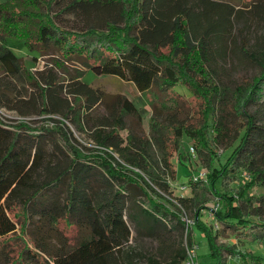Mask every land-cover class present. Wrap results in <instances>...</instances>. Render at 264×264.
<instances>
[{"label": "trees", "instance_id": "trees-1", "mask_svg": "<svg viewBox=\"0 0 264 264\" xmlns=\"http://www.w3.org/2000/svg\"><path fill=\"white\" fill-rule=\"evenodd\" d=\"M239 13L235 5L220 0L0 2V69L4 71L0 105L22 115L55 114L61 111L59 105H69L62 96L67 88L88 108L101 100L102 90L79 78L69 85H63L66 77L52 73L39 78L8 45L9 36L23 38L30 50L48 53L54 48L60 67L78 58L95 73L130 80L142 92L152 91L155 85L164 90L187 87L202 100L201 120H172L165 126L172 136L162 146L164 170L177 179L175 159L188 158L181 152L188 137L209 170L207 182L221 198L222 208L214 212L215 217L242 242L264 243V191L253 193L255 187H264V34L258 48L244 42L242 51L259 73L238 83L230 99L213 67L216 54L225 51L226 32ZM65 14L74 15L82 25L67 28L61 17ZM23 80L42 90L39 97L25 96L19 84ZM123 102V113L113 116L114 126L107 129L111 122L101 123L90 134L97 144L90 152L74 142L65 120L50 117L53 126L39 127L20 121L12 128L0 118V236L20 230L27 234L31 223L36 228H55L63 243L55 251L45 237L32 235L36 247L50 256L48 264H163L156 255L127 249L132 235L127 215L144 228L170 225L179 232L180 243L172 247L167 264L182 263L186 231L192 242L194 227L208 242V260L203 264H229V259L236 264H264L263 254L237 242H219L225 229L215 230L204 222L205 206L196 195L173 196L170 183L153 170L149 140L121 132L124 113L136 112L129 98ZM167 102L176 105L174 99ZM154 127L155 137L163 142L159 125ZM220 144L233 149L217 166ZM235 181L243 183L231 187ZM132 184L138 185L141 199L131 196V191L127 194ZM190 214L192 227L184 219ZM62 218L88 230L78 245L58 229ZM6 246L4 242L0 249L14 250ZM10 255L4 264H34L35 260L42 264L28 243Z\"/></svg>", "mask_w": 264, "mask_h": 264}, {"label": "rangeland", "instance_id": "rangeland-1", "mask_svg": "<svg viewBox=\"0 0 264 264\" xmlns=\"http://www.w3.org/2000/svg\"><path fill=\"white\" fill-rule=\"evenodd\" d=\"M6 0H0L3 2ZM229 2L239 8L240 13L235 19V24L226 33L225 38V51L217 53V59L215 60L213 67L216 72L218 82L226 87V96L230 99L231 92L234 87L243 81V79H251L254 75L259 73V67H257L242 51L243 44L252 49L260 47L263 42L264 34V0H256L251 4L250 0H220ZM64 18L63 25L67 28H79L82 25L81 20L75 18L74 15L65 14L61 16ZM61 24V23H60ZM8 45L14 50V52L22 57L27 67L31 69L39 78L45 77L46 74L52 73L57 76L66 77L63 85H69L76 78L81 79L84 82L92 84L94 87L100 88L101 100L94 106L88 108L85 106L84 101H77L75 94H72L67 88L62 96L68 101L69 105H59L61 111L55 114H30L22 115L16 110H11L0 105V118L5 124L9 126H15L20 121H25L31 124L33 127L43 126L50 124L53 126L52 121L49 122L50 117L65 120L66 125L74 134V142L87 152L93 151L97 144L91 137L93 130L100 126L101 123L107 124L111 122V125L106 126L110 129L114 126L113 116L116 113H123L124 98H129L135 108V113H124L123 127L121 132L125 136L135 135L139 137H145L149 140L148 153L150 161L153 165V170L156 174L163 178H166L170 183L173 196L182 197L194 195L197 196L199 203L205 208L202 211V219L208 225L212 226L215 230L225 229V232L219 236V242H237L242 248L253 250L256 253L264 255V243L249 242L238 238L233 229L227 226L222 221L215 217L214 210H220L222 208L221 198L217 196L212 187H210L207 181H199L203 183L200 186H196L192 179V175L198 171L208 172V168L203 164L201 158L197 154L196 150L192 149L193 143L185 137L183 147L181 148L182 154L188 155V158L176 157L175 162L178 167L177 179L171 178L167 174L162 165L163 157V143H167V140L172 136V132L165 126L169 125L172 120L177 121H191L201 120L202 100L197 98L187 87L183 85H177L171 90L161 89L158 85L152 88V91L142 92L138 87L130 80L123 79L115 76L100 75L91 70L82 60L75 58L60 67L55 63L57 57V51L53 48L48 53H43L37 50H30L25 43V40L16 36L7 37ZM4 76V71L0 69V77ZM43 86L46 83L42 81ZM23 86L25 96H31L36 94L39 97V93L42 90L35 88L28 81L23 80L19 82ZM168 98V99H166ZM176 100V105H170L168 100ZM162 102L166 105L162 106ZM72 105L74 110L69 111V106ZM67 114V115H66ZM49 122V123H47ZM155 124L159 125V134L164 137V141H159L155 137ZM157 127V126H156ZM219 152V160L216 161L217 166L219 162H224L225 159L231 154L233 148H226L224 144L217 146ZM118 157V154H115ZM242 174L247 176L246 171H242ZM249 180V179H248ZM241 182H232L231 187H238ZM219 190L223 191L219 184ZM64 192V190H62ZM131 196L138 195L139 188L137 184L129 185L128 192ZM264 191V187L257 186L253 189L254 194H260ZM65 193V192H64ZM233 194V193H232ZM143 196L138 195L141 199ZM177 202L176 200H173ZM173 209L175 205L171 202L168 203ZM20 215L21 211L17 210ZM15 217V212L11 214ZM192 215L188 217L190 219L189 227L194 226ZM21 222L24 217L19 218ZM126 219L131 227V239L128 243L129 247L138 252H144L147 254H153L159 257L163 264H167L169 254L172 247H177L180 243V234L177 231L171 229L168 225L165 228L163 225L156 228H144L138 226L126 215ZM58 229L70 238V243L78 245V243L84 239L88 230L84 228H77L75 224L69 223L66 218L60 219L57 223ZM27 234H22L21 230L16 234L7 235L5 237L0 236V244L4 242L7 246L14 248L7 249L8 251H2L0 249V264L7 262L10 254H15V251L19 250L25 243H28L29 248L34 250L35 254H38V259L42 264H48L46 259H50L48 254L43 253L38 247H36V240L32 235L41 236L46 238V242L50 249L54 251L62 246V240L60 233L55 228H36L32 223L28 225ZM194 238L199 244V258L201 264L208 260L209 247L207 239L200 230L193 228ZM127 245V246H128ZM6 246V247H7ZM18 253L14 258H18ZM11 256V255H10ZM33 261V260H32ZM20 263L22 261H19ZM34 264H40L37 260L33 261ZM7 264H13L9 262ZM54 264V262H51ZM229 264H236L232 259H229Z\"/></svg>", "mask_w": 264, "mask_h": 264}, {"label": "built area", "instance_id": "built-area-1", "mask_svg": "<svg viewBox=\"0 0 264 264\" xmlns=\"http://www.w3.org/2000/svg\"><path fill=\"white\" fill-rule=\"evenodd\" d=\"M192 149L195 151V148L193 146ZM207 176H208V172L205 171H198L192 175L194 182L207 181L208 180ZM215 211L216 210H214L213 212ZM184 219L186 220L189 227L191 222L190 219L187 216L184 217ZM188 229L189 228H187V230ZM184 246L186 248V257L184 258L181 264H201L199 258L200 244L195 239H193L192 242H189V240L187 239V231L184 239Z\"/></svg>", "mask_w": 264, "mask_h": 264}]
</instances>
